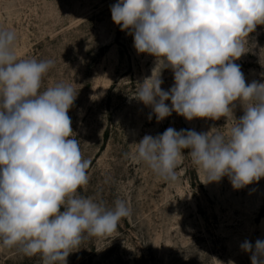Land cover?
I'll list each match as a JSON object with an SVG mask.
<instances>
[{
    "label": "clouds",
    "instance_id": "clouds-1",
    "mask_svg": "<svg viewBox=\"0 0 264 264\" xmlns=\"http://www.w3.org/2000/svg\"><path fill=\"white\" fill-rule=\"evenodd\" d=\"M110 10L137 52L155 57L158 74L138 84L133 98L150 106L157 121L173 111L189 121H233L226 134L173 127L146 134L133 143L132 158L165 182L177 181L184 149L204 183L228 176L241 189L264 177V82L246 84L234 63L264 24V0H118ZM16 41L14 30L0 29V247L39 254L42 264H67L86 238L117 231L131 209L121 199L108 208L80 194L91 161L83 159L68 115L77 93L64 83L41 91L54 61L18 58ZM168 68L174 85L165 91L160 76ZM236 101L244 111L239 119ZM241 248L251 264H264V240Z\"/></svg>",
    "mask_w": 264,
    "mask_h": 264
},
{
    "label": "rangeland",
    "instance_id": "rangeland-1",
    "mask_svg": "<svg viewBox=\"0 0 264 264\" xmlns=\"http://www.w3.org/2000/svg\"><path fill=\"white\" fill-rule=\"evenodd\" d=\"M117 2L0 0V29L16 32L18 58L54 61L40 90L64 83L77 93L68 115L82 157L91 161L89 183L78 191L108 208L121 199L131 209L117 231L86 238L67 264H251L241 244L264 240V177L241 189L228 176L204 183L184 149L177 181L165 182L132 158L133 143L146 134L155 137L169 127L226 134L233 121H189L174 111L157 121L150 106L133 98L138 84L158 70L155 57L137 52L133 36L113 22L110 8ZM245 51L234 63L246 84L264 82V24L249 34ZM160 78L163 90L174 85L170 68ZM234 104L239 119L243 106ZM0 264L42 261L39 254L0 247Z\"/></svg>",
    "mask_w": 264,
    "mask_h": 264
}]
</instances>
